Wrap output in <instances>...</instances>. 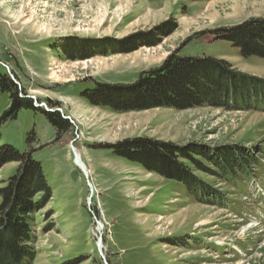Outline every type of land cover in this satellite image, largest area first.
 I'll list each match as a JSON object with an SVG mask.
<instances>
[{
    "label": "rangeland",
    "instance_id": "obj_1",
    "mask_svg": "<svg viewBox=\"0 0 264 264\" xmlns=\"http://www.w3.org/2000/svg\"><path fill=\"white\" fill-rule=\"evenodd\" d=\"M257 21L264 0H0V67L32 107L0 124V145L30 153L48 188L31 198V264H264V105L251 93L257 104L246 109L223 97L264 90V60L213 39ZM178 57L216 62L219 93L128 110L146 94L126 97L124 87ZM180 84L179 94L190 90ZM95 87L113 107L90 104L83 92ZM9 107L0 90V118ZM42 111L58 113L70 130L57 140ZM136 142L168 147L171 157L152 148L148 155L179 171L108 149ZM229 156L242 160L230 173L217 170ZM19 167L0 168V188Z\"/></svg>",
    "mask_w": 264,
    "mask_h": 264
},
{
    "label": "trees",
    "instance_id": "obj_2",
    "mask_svg": "<svg viewBox=\"0 0 264 264\" xmlns=\"http://www.w3.org/2000/svg\"><path fill=\"white\" fill-rule=\"evenodd\" d=\"M213 36L214 40L226 41L232 44L239 50L243 58L257 57L264 60V22L257 21L244 24L235 29L217 30L213 33ZM214 63L216 62H212L211 58L190 57L174 58L171 63L167 61L158 70L146 74L134 87L132 86V88H130L126 86L127 89L124 87L125 90L122 94L126 95V97L130 95L135 96L137 93L146 94V96L143 95L146 97L145 100H142V102L137 101L140 102L139 106H129L126 108H130L128 110H145L159 106L176 107L184 105L183 103L187 104L188 102L192 105L193 103H191V101L194 100L193 102H195L198 98H203L201 99L202 102H204L205 99L209 102V100L214 97L215 93H219L220 87L218 82L221 76L224 77L223 72L219 67L215 66L216 64ZM219 64L222 65V63ZM188 74L195 75L196 77L198 76V79H194V77L187 79V77L189 78V76H187ZM173 76L177 78L175 80L171 79ZM177 79H180V88L181 86L184 88V85H187L190 90L187 91L184 88L185 91L179 94L174 88ZM202 83L210 84L208 88L211 90L204 88L205 85L203 86ZM256 87L258 88L259 85H253V88L250 90H242L243 97L241 94L237 93L238 90H231L229 93L224 91V101H235L239 98V105L244 104L245 106H243V108L246 109L249 107V104L255 106L257 102L255 101L252 103V101L255 100V97H258V105H264V90L259 91ZM234 88L236 89L237 85H234ZM0 90L8 94L10 101V107L0 118V124L7 119H15L20 109L32 108L30 105H27L22 98H19V91L15 84L8 78L1 67ZM83 93L87 95L92 105H108L111 107L114 105V101L106 99L101 95L102 91L100 87L85 90ZM199 93H201L200 96ZM250 93V97L255 96L253 98L254 100L252 99L249 101L247 99ZM42 113L55 129L57 140L60 138V135L70 130L68 121L62 119L58 113L46 111H42ZM149 148L155 149L160 155L167 153L165 155L171 157V154H173L171 150L167 149L168 147L158 148V146L155 147L151 145L149 147L148 143L143 145L140 142L111 146L108 149L120 158L135 161L141 165H146L143 159H146V161L153 159L149 164L155 166L163 164L168 170L179 171L180 168L176 163L171 161L165 162L164 159L157 154L148 155V153H150L148 152ZM180 154L181 152H176L175 156L178 157ZM184 156L183 154L182 157ZM230 158V156L225 158V164L223 165L215 164L216 169L230 173L233 168L232 166L236 163L238 164L239 160H242V158L237 160L236 158ZM243 160H247V158H243ZM253 161L255 162L256 160L254 159ZM8 163H18L20 167L17 169L16 173L9 178L7 186L0 188V264H31L33 254L27 246L30 241L28 214H33L38 208V205L32 204L31 198L37 193L48 192V188L45 184L39 163L31 158L30 153H20L11 146L0 145V168ZM247 168L244 167L240 171L250 176ZM67 264L78 263L71 261Z\"/></svg>",
    "mask_w": 264,
    "mask_h": 264
},
{
    "label": "water",
    "instance_id": "obj_3",
    "mask_svg": "<svg viewBox=\"0 0 264 264\" xmlns=\"http://www.w3.org/2000/svg\"><path fill=\"white\" fill-rule=\"evenodd\" d=\"M70 148H71V152H72V154H73L74 164H75V165H79L78 157H77V155H76V153H75V149H74V147L71 145ZM83 173H84V175H85L86 178H87V174H86V172L83 171ZM96 223H97V225H99L100 227H102L101 224H100L99 222H96ZM97 249H98L99 253L101 254V252H102V246H101V239H100V238H99L98 241H97Z\"/></svg>",
    "mask_w": 264,
    "mask_h": 264
},
{
    "label": "bare ground",
    "instance_id": "obj_4",
    "mask_svg": "<svg viewBox=\"0 0 264 264\" xmlns=\"http://www.w3.org/2000/svg\"><path fill=\"white\" fill-rule=\"evenodd\" d=\"M70 102H71V101H70ZM72 102H73V100H72ZM74 102H75V101H74ZM75 153H76V155H77V157H78V161H79V165H76V166L78 167L79 170H81V171H85L86 174H87V173H88V170H87L85 164L83 163V161L81 160L80 151L78 152V151L75 149ZM198 183H199V182H198ZM203 226H204V225H203ZM97 228H98V231H100L101 227H100L99 225L97 226Z\"/></svg>",
    "mask_w": 264,
    "mask_h": 264
}]
</instances>
